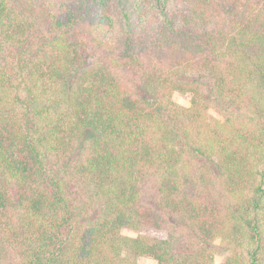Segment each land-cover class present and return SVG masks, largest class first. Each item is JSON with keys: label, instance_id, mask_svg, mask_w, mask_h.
Wrapping results in <instances>:
<instances>
[{"label": "trees", "instance_id": "16d2710c", "mask_svg": "<svg viewBox=\"0 0 264 264\" xmlns=\"http://www.w3.org/2000/svg\"><path fill=\"white\" fill-rule=\"evenodd\" d=\"M219 255L264 264V0H0V264Z\"/></svg>", "mask_w": 264, "mask_h": 264}, {"label": "rangeland", "instance_id": "374dc122", "mask_svg": "<svg viewBox=\"0 0 264 264\" xmlns=\"http://www.w3.org/2000/svg\"><path fill=\"white\" fill-rule=\"evenodd\" d=\"M173 100H174L175 103H177L180 106H187L188 105V102H187L186 98L184 96H181L180 94L175 93L173 95ZM150 233H151L150 235H152L154 237L161 238V237H164L165 236V233L164 232H161V231L160 232H155L154 231V232H150ZM123 234L124 235H128V236H135L136 233L135 232H132V231H129V230H124L123 231ZM224 257H225V255H219V256H217L216 259H215L214 264H220V262L222 261V259ZM146 264H155V263H154L153 260L147 259L146 260Z\"/></svg>", "mask_w": 264, "mask_h": 264}]
</instances>
